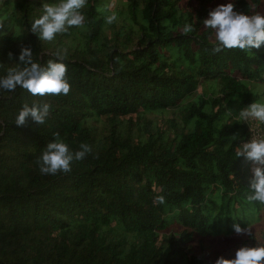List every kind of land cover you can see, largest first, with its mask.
<instances>
[{
  "label": "trees",
  "instance_id": "1",
  "mask_svg": "<svg viewBox=\"0 0 264 264\" xmlns=\"http://www.w3.org/2000/svg\"><path fill=\"white\" fill-rule=\"evenodd\" d=\"M112 1L88 0L85 26L51 43L30 31L42 1L0 6V77L23 47L41 66L59 49L71 84L67 96L0 90V264H211L193 249L197 238L264 218L246 199L249 161L235 156L248 136L239 111L264 103V45L214 53L203 21L218 0L196 9L186 0H120L108 25ZM230 3L264 14V0ZM185 23L195 28L187 36ZM78 34L68 47L63 37ZM34 102L51 105L45 125L29 118L18 127L19 110ZM167 110L179 121L146 115ZM57 132L73 152L86 143L92 154L70 174L41 175L36 160ZM157 195L166 203L154 206Z\"/></svg>",
  "mask_w": 264,
  "mask_h": 264
},
{
  "label": "clouds",
  "instance_id": "2",
  "mask_svg": "<svg viewBox=\"0 0 264 264\" xmlns=\"http://www.w3.org/2000/svg\"><path fill=\"white\" fill-rule=\"evenodd\" d=\"M88 0H57L56 3H44L43 12L30 26V31L39 40L44 42L55 41L58 34H64L69 29L83 28L86 17L83 9ZM114 3L105 8L111 14L105 15L104 20L108 25L118 21V16L111 11ZM234 4L219 5L210 11L209 18L203 21L206 29L212 30L214 38L210 37L214 47L213 52L218 53L223 49H239L251 52L252 49H260L264 45V14L259 12L246 15L234 11ZM4 24L0 23V30ZM195 31L194 25L185 23L181 29V35L187 36ZM56 60H49L46 66L34 62L33 52L29 47H23L19 54L18 63L10 67L6 76L0 77V90L15 91L20 87L28 91L32 96H67L71 91V84L67 79V67L63 62L66 50H57L54 53ZM9 59H13V53H8ZM51 105L47 102L36 103L31 106L25 103L15 118L18 127L27 125L28 119L45 125L50 114ZM242 123L251 126L255 122L257 128H264V103L254 102L243 107L236 117ZM55 139L47 143L36 163L41 175L70 174L75 161H83L92 154L89 144L81 143L79 150L73 152L69 146L59 139L60 133H54ZM236 139L237 137L234 136ZM236 158L243 157L253 164V178L250 182V194L246 199L248 203H257L264 207V135L253 137L247 142H242L235 149ZM166 203L163 195H157L153 199V205ZM237 235L253 236L258 241L256 247H241L237 250L234 259L220 257L215 264H264V241L257 235L256 230L248 224L242 228L239 224L233 225Z\"/></svg>",
  "mask_w": 264,
  "mask_h": 264
},
{
  "label": "rangeland",
  "instance_id": "3",
  "mask_svg": "<svg viewBox=\"0 0 264 264\" xmlns=\"http://www.w3.org/2000/svg\"><path fill=\"white\" fill-rule=\"evenodd\" d=\"M16 0H0V6L4 4L13 5L15 4ZM33 1V0H31ZM43 3H56L57 0H39ZM219 5H227L230 3V0H218ZM111 3L115 4L114 9H120L123 6V2L120 0H113ZM198 6V0H186V7L188 9H196ZM77 38H72L70 40L63 37V40L67 42L68 47L76 43L81 39V35L78 34ZM261 91L264 90V85H260L259 87ZM200 92V90H199ZM264 102V97L262 98ZM147 117L153 119L158 124L166 123L168 118H173L176 121H179L180 114L174 110H167L165 112H158V113H149L146 114ZM256 235L264 241V218L258 222H254L251 225ZM258 245V241L253 236L248 235H237L236 233L229 235V236H220V237H201L197 238L193 244V249L198 253H203L206 255L208 261L211 264H215L217 259L220 257H224L225 259H234L236 252L241 247H256Z\"/></svg>",
  "mask_w": 264,
  "mask_h": 264
},
{
  "label": "built area",
  "instance_id": "4",
  "mask_svg": "<svg viewBox=\"0 0 264 264\" xmlns=\"http://www.w3.org/2000/svg\"><path fill=\"white\" fill-rule=\"evenodd\" d=\"M245 124H246V127H247L248 136L242 142H247V141L251 140V138H253L254 136L255 137H259L261 135H264V128H257L255 126V122H253V124H252V130H251V126L248 123H245ZM249 165H250V172L253 174V172H252L253 164L251 162H249Z\"/></svg>",
  "mask_w": 264,
  "mask_h": 264
}]
</instances>
